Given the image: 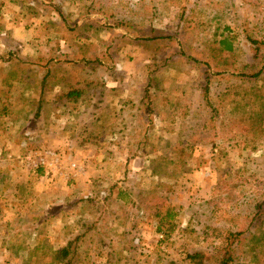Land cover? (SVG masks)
<instances>
[{
    "label": "rangeland",
    "instance_id": "rangeland-1",
    "mask_svg": "<svg viewBox=\"0 0 264 264\" xmlns=\"http://www.w3.org/2000/svg\"><path fill=\"white\" fill-rule=\"evenodd\" d=\"M120 20L163 42L108 30ZM224 39L233 50L218 56ZM0 41V58L30 56L31 74L50 64L43 86L30 80L55 88L45 102L90 87L40 118L29 95L9 97L32 121L13 134L14 172L0 174V264H217L230 234H264V0H0ZM86 51L96 69L78 66ZM167 208L168 237L156 230ZM233 247L247 264L248 244Z\"/></svg>",
    "mask_w": 264,
    "mask_h": 264
},
{
    "label": "trees",
    "instance_id": "trees-1",
    "mask_svg": "<svg viewBox=\"0 0 264 264\" xmlns=\"http://www.w3.org/2000/svg\"><path fill=\"white\" fill-rule=\"evenodd\" d=\"M115 24H116L115 26H111V24H107L108 30L117 31L118 28H121L127 33H129L135 40H137V42H139L142 46H144L147 49L149 48L153 49V47L158 45L161 41L163 42V37L161 35L156 34L158 30L151 28V30L149 31H144V30H141L137 25L131 23L130 21H126V20L117 21L115 22ZM249 41L253 45H259V42H257L256 40H253L252 38H249ZM123 42L125 43L124 40ZM263 47H264V44H263ZM232 50H233L232 44L224 39V40H220L218 42V47L213 48L212 51L218 52V56H219L220 54L223 55L224 51L228 53V52H231ZM87 53L88 52L86 51L85 54H81L82 56L79 59L78 66L84 69H86L87 67L95 66V69H96L97 63H101V62H98V60L95 57H88ZM180 56L181 57L185 56L187 60H189L190 62L194 64L202 63L201 64L202 71L205 72L206 76L209 75L210 65L207 60H200L194 57V55H192L191 53L189 56L183 55V53H180ZM107 57L108 55L106 54V51H104L100 54L99 60L106 59ZM49 65L50 64H48L47 66ZM215 68L218 70L217 66ZM216 73L220 74L219 71H217ZM228 74L230 75V72ZM223 75L225 76V74ZM254 77L256 76L255 75L245 76V74H243V78H246L249 80L253 79ZM207 80L209 79L207 78ZM45 81L46 79L43 80L44 83ZM76 83H79V82H76ZM87 89H90V87H86L84 85L81 87L71 86L68 92L65 95L63 94L64 96L61 95L60 98L62 99L64 97L63 99H67L74 103H76L82 97H86L87 100H89V94H86ZM204 95H205V100L208 101L209 95H210L209 84L205 86ZM214 113H216V111ZM157 215H159L158 216L159 218H158L156 230L157 232L168 237L172 233L173 229L175 228L176 214L173 213L171 208H167L163 212V214L161 215L157 214ZM241 236H243L241 232H237L235 234H230L229 236L226 237V241L229 243L226 245L227 249L225 248L224 251L217 252V255H215L217 264H233L234 259H235L234 253H236V247L234 248L233 244L237 243V246L243 245L244 241L248 244L247 254L250 255V257L247 258L248 259L247 264H264V234L261 236L253 235V236H250L248 239L244 238V240L241 238ZM78 240H80L79 237H75L73 240L72 239L69 240L67 242L66 247L60 251L59 256L62 259V261H64L65 263L67 262V260L65 259H68L74 244H76ZM186 258L189 259L191 263H202L204 259V255L198 252H195L192 254H186Z\"/></svg>",
    "mask_w": 264,
    "mask_h": 264
},
{
    "label": "crops",
    "instance_id": "crops-1",
    "mask_svg": "<svg viewBox=\"0 0 264 264\" xmlns=\"http://www.w3.org/2000/svg\"><path fill=\"white\" fill-rule=\"evenodd\" d=\"M7 16L9 18V10L7 11ZM7 31L6 37H9V28H4ZM12 34L16 37L18 33ZM2 42V44H1ZM4 41H0V45H3ZM5 44V43H4ZM21 46H23V42L20 43ZM2 47L7 48L6 44ZM30 56H25V54L17 55V56H10L7 59L0 58V174H7L9 171L10 173H13L14 170H11L9 167H11V162L9 159L15 158L19 156V154H16L18 152V137H14L16 128H21L22 130L24 127L31 122L32 119L30 116L24 117V120L16 117L17 115L13 111L14 107L17 108L16 104L12 103V99H9L10 96L14 94H22L23 95H29L28 99L33 100V104L35 107V110L33 112L34 118H40L39 112H43V110H58L64 108V105L61 104L60 97L62 95V91L58 90L55 91L53 96L52 102H45V94H47L50 91H53L50 88H45L43 86V80L48 79L53 75V72H48L47 64L45 66H40L41 70H47L46 72H37V75L34 73L31 74L30 70L28 68H24L27 66V63H30ZM36 65L33 63L31 65L32 67ZM10 69V71H9ZM2 70H6L4 73H1ZM44 73V75L41 77V75ZM3 74V75H2ZM33 78V79H32ZM36 82V84L42 85L38 90L36 87H33L30 83ZM47 80L45 81V83ZM35 84V86H36ZM69 90V89H68ZM66 90L65 93L68 92ZM21 96V95H20ZM21 96V97H22ZM33 96V99L30 98ZM36 96H38L36 98ZM43 96V97H41ZM18 109H20V106L18 105ZM23 131H21L22 133ZM13 136L14 138H12ZM22 138V137H21ZM15 139V141H14ZM13 158V159H14ZM10 164L11 166H8Z\"/></svg>",
    "mask_w": 264,
    "mask_h": 264
},
{
    "label": "built area",
    "instance_id": "built-area-1",
    "mask_svg": "<svg viewBox=\"0 0 264 264\" xmlns=\"http://www.w3.org/2000/svg\"><path fill=\"white\" fill-rule=\"evenodd\" d=\"M47 155H52V154L51 153H47ZM50 157H54V156H49L47 158L42 157V158L39 159L38 162H33V164H34L35 167L44 166L45 165V159H48ZM22 158L30 159V157L27 156V155H24Z\"/></svg>",
    "mask_w": 264,
    "mask_h": 264
}]
</instances>
